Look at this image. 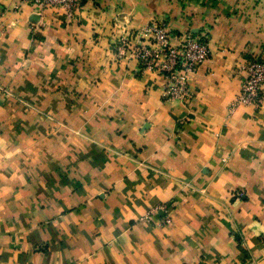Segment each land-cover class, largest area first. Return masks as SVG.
<instances>
[{"label": "crops", "instance_id": "1", "mask_svg": "<svg viewBox=\"0 0 264 264\" xmlns=\"http://www.w3.org/2000/svg\"><path fill=\"white\" fill-rule=\"evenodd\" d=\"M80 1L0 0V264H264V102L229 113L264 0ZM153 16L209 29L185 103L115 57Z\"/></svg>", "mask_w": 264, "mask_h": 264}, {"label": "built area", "instance_id": "2", "mask_svg": "<svg viewBox=\"0 0 264 264\" xmlns=\"http://www.w3.org/2000/svg\"><path fill=\"white\" fill-rule=\"evenodd\" d=\"M15 10L27 6L39 16L45 8H61L72 18L81 7L80 0H11ZM113 49L117 59L134 60L141 72H151L162 79V94L166 101L187 102L192 97L191 79L211 55L208 27L198 34L173 31L166 22L153 16L148 24L132 29L116 24ZM243 75L240 93L229 107L259 108L264 102V57H252L237 67ZM170 223V218H165Z\"/></svg>", "mask_w": 264, "mask_h": 264}, {"label": "rangeland", "instance_id": "3", "mask_svg": "<svg viewBox=\"0 0 264 264\" xmlns=\"http://www.w3.org/2000/svg\"><path fill=\"white\" fill-rule=\"evenodd\" d=\"M169 218H170V217H169ZM163 223H164L165 225H168V224L165 223V220L163 221ZM170 223H171V219H170ZM170 223H169V224H170Z\"/></svg>", "mask_w": 264, "mask_h": 264}]
</instances>
